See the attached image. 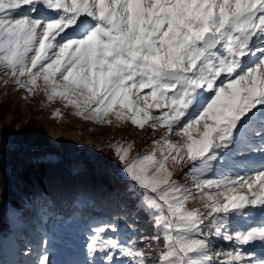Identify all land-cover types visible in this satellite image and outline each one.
<instances>
[{
  "label": "snow or ice",
  "instance_id": "6c2138e0",
  "mask_svg": "<svg viewBox=\"0 0 264 264\" xmlns=\"http://www.w3.org/2000/svg\"><path fill=\"white\" fill-rule=\"evenodd\" d=\"M0 74L85 122L159 132L144 153L109 145L119 211L88 217L64 264H264V0H0ZM36 202L41 239L21 255L56 264L47 226L97 200L75 194L65 217L38 193L13 215Z\"/></svg>",
  "mask_w": 264,
  "mask_h": 264
},
{
  "label": "trees",
  "instance_id": "16d2710c",
  "mask_svg": "<svg viewBox=\"0 0 264 264\" xmlns=\"http://www.w3.org/2000/svg\"><path fill=\"white\" fill-rule=\"evenodd\" d=\"M147 91V90H146ZM10 102V101H9ZM0 101V124H7L11 128L17 124L16 106L10 102ZM11 116V117H10ZM33 123V125H31ZM23 125V130L18 136L10 141L8 147L0 149V184L3 193L0 201H5L14 207H19L20 201L26 196L38 193L47 195L56 202L58 213L68 217L72 214L71 201L75 194L81 192L90 193L96 197L95 209L81 208L84 219L81 220L83 230L86 227L88 217L100 219L112 217L119 211L118 202L106 198V194L118 185L122 184L123 178L120 175L119 167L114 161L110 149H103L97 152H90L74 143L62 142L57 149L48 148L49 143L46 132L42 125L31 120ZM26 130H29L26 132ZM7 131V130H6ZM10 131V129L8 130ZM247 166L254 167L259 162L258 158L246 160ZM42 207L40 202H36L33 208L39 210ZM35 210V211H36ZM33 210L27 213L25 218L39 229L35 220ZM14 217V233L16 238L25 240L26 243L34 245L26 236V232L18 227L23 222ZM66 222L52 221L46 229V235L52 238L53 245L56 244V235L61 225ZM121 227L124 222L121 221ZM149 234L152 232L151 226L145 219L139 225ZM12 233L5 225V221L0 223V240H7ZM17 248L0 245V260L3 264H17L15 255ZM53 261L56 254L51 253ZM82 254L74 259H82Z\"/></svg>",
  "mask_w": 264,
  "mask_h": 264
},
{
  "label": "rangeland",
  "instance_id": "374dc122",
  "mask_svg": "<svg viewBox=\"0 0 264 264\" xmlns=\"http://www.w3.org/2000/svg\"><path fill=\"white\" fill-rule=\"evenodd\" d=\"M4 77L0 74V101L12 102L15 104L17 124H14L11 128H8L7 124H0V145L8 147L9 143L13 138L19 135L23 130V125L31 120L42 125L48 139L50 149H57L60 147L62 142L68 141L74 143V145L82 147L90 152H97L103 149H109L110 144L117 142H133L134 148L131 155H135L137 152L144 153L148 151L145 148L146 144L151 143L153 136L159 135V132L153 133L149 136L147 132V126L145 131H137L132 126L116 128L112 126H100L90 122H85L80 118H76L72 115V109H65L63 105L56 101L51 104L45 103L43 94L37 90L31 97H26V93L23 89L13 90V81L8 79L7 84L4 83ZM41 87L43 83L41 81ZM8 103L9 105L11 103ZM59 108L61 110V116H54L53 113ZM11 117V116H10ZM33 125V123L31 124ZM35 126V125H33ZM10 129V131H8ZM7 130V131H6ZM29 130H26V132ZM246 164L247 162L244 161ZM255 164L254 167L259 166ZM119 167V165H117ZM189 165H185L183 171H187ZM120 171V170H119ZM122 176V173L119 172ZM182 175V172H176L174 178H178ZM181 183H187L189 181L181 179ZM3 193V191H2ZM198 204H189V207H196ZM36 208H33L35 220L39 225V215ZM14 215L13 208L9 203L3 201L2 208H0V223L5 221V225L8 226V230L11 231L9 235L8 244L7 240H0V245L17 248L15 255L17 256V264H24L28 259H35V257H24L21 255V251L25 248L28 243L25 240L16 238L14 233ZM20 229L26 232V236L30 239L34 245H37L41 239V231L33 225L28 219L24 218V221L18 225ZM80 219L70 221L63 224L57 232L56 244L52 245L51 253L56 252L58 254V263L63 264L64 261L70 260L76 255H81L79 246L81 241V234L83 232ZM217 245L226 247L222 241H216ZM56 247V248H55Z\"/></svg>",
  "mask_w": 264,
  "mask_h": 264
}]
</instances>
